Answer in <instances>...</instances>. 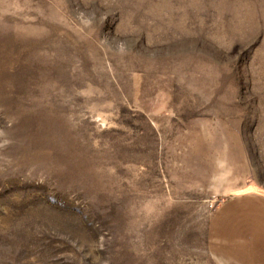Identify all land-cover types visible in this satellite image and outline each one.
Masks as SVG:
<instances>
[{
  "label": "rangeland",
  "instance_id": "374dc122",
  "mask_svg": "<svg viewBox=\"0 0 264 264\" xmlns=\"http://www.w3.org/2000/svg\"><path fill=\"white\" fill-rule=\"evenodd\" d=\"M264 194V0H0V264H215Z\"/></svg>",
  "mask_w": 264,
  "mask_h": 264
},
{
  "label": "crops",
  "instance_id": "0c3cea01",
  "mask_svg": "<svg viewBox=\"0 0 264 264\" xmlns=\"http://www.w3.org/2000/svg\"><path fill=\"white\" fill-rule=\"evenodd\" d=\"M206 242L215 264H264V194L225 198L209 220Z\"/></svg>",
  "mask_w": 264,
  "mask_h": 264
}]
</instances>
